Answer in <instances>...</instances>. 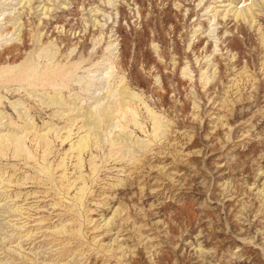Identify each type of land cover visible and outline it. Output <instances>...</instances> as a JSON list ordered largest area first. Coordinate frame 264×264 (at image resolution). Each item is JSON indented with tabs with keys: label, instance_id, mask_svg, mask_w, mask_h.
Wrapping results in <instances>:
<instances>
[{
	"label": "rangeland",
	"instance_id": "1",
	"mask_svg": "<svg viewBox=\"0 0 264 264\" xmlns=\"http://www.w3.org/2000/svg\"><path fill=\"white\" fill-rule=\"evenodd\" d=\"M22 1L0 264H264V0Z\"/></svg>",
	"mask_w": 264,
	"mask_h": 264
},
{
	"label": "bare ground",
	"instance_id": "2",
	"mask_svg": "<svg viewBox=\"0 0 264 264\" xmlns=\"http://www.w3.org/2000/svg\"><path fill=\"white\" fill-rule=\"evenodd\" d=\"M26 1H27V0H26ZM29 1H30V0H29ZM29 1H28V2H29ZM23 2H25V0H23L22 3H23ZM41 2H42V1H41ZM18 3H19V1H18ZM20 3H21V2H20ZM22 3H21V4H22ZM25 3H26V2H25ZM21 4H20V5H21ZM44 4H45V3H44ZM22 6H23V4H22ZM24 7H25V6H24ZM42 7H43V6H42ZM42 7H40V8H42ZM20 8H21V7H20ZM38 8H39V7H38ZM44 8H45V7H44ZM20 10H22V8H21ZM40 10H42V9H40ZM27 11H28V10H27ZM43 11H45V9H44ZM236 12H237L238 14H243V13L245 14V13H247L248 11L237 10ZM22 13H23V12H22ZM44 13H45V12H44ZM245 16H247V14H245ZM239 18H240V16H239ZM15 142H16V141H15ZM85 147H86V145H85L84 142L80 144V148H81V149H82V148H85Z\"/></svg>",
	"mask_w": 264,
	"mask_h": 264
}]
</instances>
